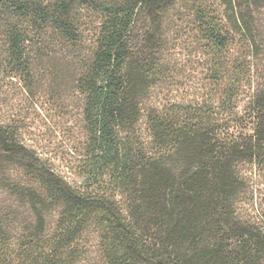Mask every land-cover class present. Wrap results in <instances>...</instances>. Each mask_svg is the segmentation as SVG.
<instances>
[{"label":"trees","instance_id":"1","mask_svg":"<svg viewBox=\"0 0 264 264\" xmlns=\"http://www.w3.org/2000/svg\"><path fill=\"white\" fill-rule=\"evenodd\" d=\"M184 20L206 92L156 102ZM0 74L69 77L83 125L71 181L0 122V264H264V0H0Z\"/></svg>","mask_w":264,"mask_h":264},{"label":"rangeland","instance_id":"2","mask_svg":"<svg viewBox=\"0 0 264 264\" xmlns=\"http://www.w3.org/2000/svg\"><path fill=\"white\" fill-rule=\"evenodd\" d=\"M178 24L166 28L164 53L169 73L166 81L154 91L152 98L156 102L186 100L206 92L208 82L204 57H201L190 35L186 20ZM35 78L36 88L29 90L21 81L0 74V122L16 130L21 144L37 157L75 181L76 176L68 168L80 151L83 136L79 97L69 77L56 82L45 78V75ZM3 171L0 174V216L11 232L18 234L32 215L28 207L5 186L7 177L24 176L13 164L6 165ZM87 246L92 252L91 245ZM84 264L100 262L95 255L89 254Z\"/></svg>","mask_w":264,"mask_h":264}]
</instances>
